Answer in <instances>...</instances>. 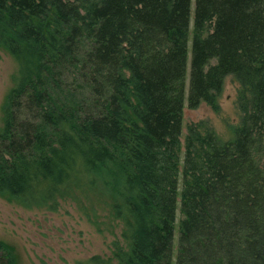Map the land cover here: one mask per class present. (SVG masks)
I'll list each match as a JSON object with an SVG mask.
<instances>
[{"label": "trees", "instance_id": "1", "mask_svg": "<svg viewBox=\"0 0 264 264\" xmlns=\"http://www.w3.org/2000/svg\"><path fill=\"white\" fill-rule=\"evenodd\" d=\"M191 4L0 0V47L18 65L0 197L105 207L121 240L79 264H264V0H195L188 84ZM228 76L234 138L198 123L183 143L186 102L220 113ZM0 264H18L2 241Z\"/></svg>", "mask_w": 264, "mask_h": 264}, {"label": "rangeland", "instance_id": "2", "mask_svg": "<svg viewBox=\"0 0 264 264\" xmlns=\"http://www.w3.org/2000/svg\"><path fill=\"white\" fill-rule=\"evenodd\" d=\"M194 15L195 0H192L188 84ZM17 74V63L9 52L0 47V129L3 127V105L14 87ZM239 88L233 77L228 76L225 79L219 98L220 113H215L205 104L193 110L186 102L182 142L185 143L189 126L198 123L211 127L223 141L232 140L234 128L241 122L237 106ZM90 200H83L87 208L77 202L65 201L58 212H49L27 210L0 197V241L13 248L18 264H79L96 255H110L112 243L121 240L122 224L110 218L105 207H101L95 200ZM91 207L95 209L93 211L96 214L92 212ZM87 214L91 215V220ZM180 219L181 213L178 211V223ZM178 239L179 231L176 230L174 255Z\"/></svg>", "mask_w": 264, "mask_h": 264}]
</instances>
